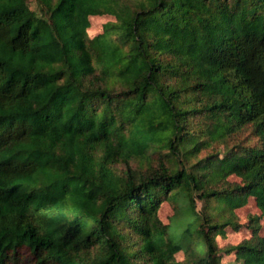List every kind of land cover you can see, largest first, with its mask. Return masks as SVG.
<instances>
[{
	"label": "trees",
	"instance_id": "1",
	"mask_svg": "<svg viewBox=\"0 0 264 264\" xmlns=\"http://www.w3.org/2000/svg\"><path fill=\"white\" fill-rule=\"evenodd\" d=\"M251 198L264 0H0V264H264Z\"/></svg>",
	"mask_w": 264,
	"mask_h": 264
},
{
	"label": "rangeland",
	"instance_id": "2",
	"mask_svg": "<svg viewBox=\"0 0 264 264\" xmlns=\"http://www.w3.org/2000/svg\"><path fill=\"white\" fill-rule=\"evenodd\" d=\"M114 21V18L109 15H101V16H92L89 18V26L86 29V35L88 38L92 39L96 37L97 35L101 34L103 31V25L107 22ZM219 148L220 152L225 155L227 153V148L222 146L216 147ZM232 182H239L240 179L236 176H231L229 178ZM201 207V203H198V208ZM261 214V210L257 207L255 199L251 198L249 200V203L238 210H236L237 220L236 222L239 223L241 228L239 230H235L232 227H228L226 229L225 236H219L217 238V242L219 244V247L224 248L227 245H236L240 241H243L244 239H250L252 237V227L250 223H252V218L258 217ZM173 215V210L171 206L168 203H163L161 206V209L159 211L160 219L168 223L170 216ZM260 234L264 235V216H260ZM254 222V221H253ZM184 254L180 253L177 255L176 259H183ZM223 264H243L241 261H238L235 259V256L230 257H224L222 259Z\"/></svg>",
	"mask_w": 264,
	"mask_h": 264
}]
</instances>
